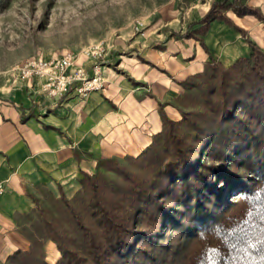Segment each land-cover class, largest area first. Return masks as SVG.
Listing matches in <instances>:
<instances>
[{
	"label": "trees",
	"instance_id": "16d2710c",
	"mask_svg": "<svg viewBox=\"0 0 264 264\" xmlns=\"http://www.w3.org/2000/svg\"><path fill=\"white\" fill-rule=\"evenodd\" d=\"M229 10L264 20L249 0H215L172 33L205 46L210 23L224 20L251 54L230 66L212 58L189 76L182 118L162 112L140 155L101 159L72 198L37 200L31 246L7 264H51L46 239L61 253L54 264H264V50Z\"/></svg>",
	"mask_w": 264,
	"mask_h": 264
},
{
	"label": "crops",
	"instance_id": "0c3cea01",
	"mask_svg": "<svg viewBox=\"0 0 264 264\" xmlns=\"http://www.w3.org/2000/svg\"><path fill=\"white\" fill-rule=\"evenodd\" d=\"M249 4L264 14V0ZM227 14L264 50L263 19L232 10ZM161 36L116 40L99 61L104 86L86 95L73 85L52 99L29 81L0 75V179L6 182L0 197V264L30 248L37 200L72 198L101 159L140 155L162 130V112L173 120L182 118L177 99L189 76L212 58L230 66L252 52L248 39L224 20L210 23L203 36L207 48L195 37ZM96 63L82 54L77 59L91 76ZM45 251L51 264L61 256L50 239Z\"/></svg>",
	"mask_w": 264,
	"mask_h": 264
},
{
	"label": "rangeland",
	"instance_id": "374dc122",
	"mask_svg": "<svg viewBox=\"0 0 264 264\" xmlns=\"http://www.w3.org/2000/svg\"><path fill=\"white\" fill-rule=\"evenodd\" d=\"M214 1L0 0V75L11 78L17 65L35 55L79 53L101 41L109 53L118 39L165 37L185 30Z\"/></svg>",
	"mask_w": 264,
	"mask_h": 264
},
{
	"label": "built area",
	"instance_id": "2783aa9c",
	"mask_svg": "<svg viewBox=\"0 0 264 264\" xmlns=\"http://www.w3.org/2000/svg\"><path fill=\"white\" fill-rule=\"evenodd\" d=\"M108 44L94 42L84 47L79 53H64L60 55H35L23 60L13 70L15 76L21 80L29 81L52 99L61 98L73 85H76L80 95H86L92 90L104 86L101 75V65L108 55ZM79 54L86 59L97 62L91 76L86 67L77 64ZM6 189V182L0 179V197Z\"/></svg>",
	"mask_w": 264,
	"mask_h": 264
},
{
	"label": "snow or ice",
	"instance_id": "6c2138e0",
	"mask_svg": "<svg viewBox=\"0 0 264 264\" xmlns=\"http://www.w3.org/2000/svg\"><path fill=\"white\" fill-rule=\"evenodd\" d=\"M211 251H214V250H211Z\"/></svg>",
	"mask_w": 264,
	"mask_h": 264
}]
</instances>
